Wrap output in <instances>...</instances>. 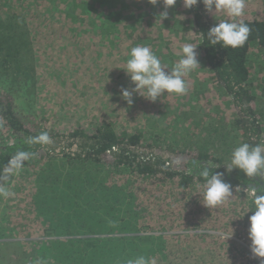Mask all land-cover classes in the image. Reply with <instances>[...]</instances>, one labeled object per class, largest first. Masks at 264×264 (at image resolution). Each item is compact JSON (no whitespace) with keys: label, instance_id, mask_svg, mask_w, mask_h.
I'll return each instance as SVG.
<instances>
[{"label":"trees","instance_id":"obj_1","mask_svg":"<svg viewBox=\"0 0 264 264\" xmlns=\"http://www.w3.org/2000/svg\"><path fill=\"white\" fill-rule=\"evenodd\" d=\"M14 1L0 0V187L10 193L0 194V264H128L140 256L147 264H236V246L208 241L202 230H247L252 213L240 216L260 190H235L252 183L237 169L225 175L234 186V228L230 218L221 224L222 216L200 211L203 199L194 193L204 183L201 165L223 172L240 143H264V113L256 115L250 85L264 83V74L255 78L248 61L252 50L264 58L260 0H245L236 19L251 32L235 49L208 44V29L229 17L202 3L185 9L177 0L160 23L162 0ZM186 43L199 44L200 67L184 77L185 94L166 92L156 102L137 95L132 105L121 98L132 46H149L170 68ZM79 76L97 79L99 88ZM203 117L214 128L197 143L184 140L189 158L170 164L154 122L167 129L175 121L185 139L199 132ZM45 132L49 142L34 141ZM18 151L32 155L7 172ZM180 195L188 199L179 202Z\"/></svg>","mask_w":264,"mask_h":264},{"label":"clouds","instance_id":"obj_2","mask_svg":"<svg viewBox=\"0 0 264 264\" xmlns=\"http://www.w3.org/2000/svg\"><path fill=\"white\" fill-rule=\"evenodd\" d=\"M160 0H148L151 5H156ZM163 10L157 15L160 23L169 16L168 9L175 6L177 0H162ZM202 3L206 12L212 13L213 10L223 11L229 19L221 20L211 26L207 31V41L211 46L220 44L224 48L243 47L248 40L251 29L243 21H237L236 18L243 15L245 0H182L185 9H192ZM199 44L186 43L182 46L180 58L172 67L162 63L161 59L153 52L149 46L135 45L128 52V59L122 68L129 78L130 86L120 87V96L128 105L134 103L135 96H141L150 102H156L162 95L175 93L183 95L187 91L186 81L184 79L189 73L200 67L198 59L199 53L197 47ZM35 142H49L48 134L41 133L34 138ZM32 155L25 151H18L10 161V167L6 169L11 172L13 169H19L23 161ZM219 168L205 163L200 166L199 176L203 178L204 183L201 191L194 193L202 196L203 206L210 208L223 203L234 191V186L230 181L224 179L226 174H230L234 169L239 170L252 183L246 188L252 190L255 194L251 205L246 213L251 211L248 216L247 235L250 240L249 250L251 258L259 259L260 264H264V143L249 144L240 143L235 147L231 154L229 163L225 171H213ZM258 178V179H257ZM242 189L240 185L235 186V190ZM0 194L7 197L10 193L3 187H0ZM233 235L224 236V239ZM128 264H147L145 258L140 256L135 260L128 261ZM152 264H155L153 261Z\"/></svg>","mask_w":264,"mask_h":264},{"label":"rangeland","instance_id":"obj_3","mask_svg":"<svg viewBox=\"0 0 264 264\" xmlns=\"http://www.w3.org/2000/svg\"><path fill=\"white\" fill-rule=\"evenodd\" d=\"M248 1L251 2V0H248ZM13 3L16 4V2L13 0V2H11L10 4H8V6L13 5ZM251 4L254 5L252 2H251ZM259 5H260L259 7H261V10H260L259 13H262V10L264 8V1L263 0H260ZM8 6L7 7L5 6L6 10L8 9ZM0 7H2V6L0 5ZM5 8H4V11H6ZM2 9H3V7L0 8V11H3ZM138 11H139V14H137V15H140L141 12L143 11V9L140 8ZM221 15H225V14L221 13ZM207 17L209 19V16H207ZM220 18L222 20L225 17L224 16H221ZM171 19H169L168 21H170ZM165 20L167 21V19H165ZM261 58L257 54V52L255 50L254 51L252 50V52L249 55V59H248L249 65L250 66H254V70L257 72L255 74V78H257V77L260 78L264 74V58L263 57H261ZM255 78H253V80H255ZM79 79H81L82 82H85L88 85V87H91L93 89V91L96 90V89H98L99 86H100V85L99 86H94L93 85V82H97V79H95V78H91L90 79L87 76H84V77L83 76H79L78 78H75V80H79ZM256 81H258V80H256ZM103 83H101V84H103ZM250 85H251V89L255 93V97H254V100L255 101L253 102V104H254V107L256 109H258L256 115H258L259 118H260V115L262 113H264V111L261 109V108H264V83H262V82H251ZM66 99H71V94H67L66 95ZM172 108L173 107L171 106V110H172ZM119 115H117V116H119ZM227 115H228V113L227 112H224L221 121H223V119ZM137 116H138V114H137ZM185 116L188 117L189 115L186 114ZM186 119L189 120V121H191L189 118H186ZM196 121L197 120H195V122ZM200 122H201V125H200L199 132L198 133L196 132V134H194L190 138H185V139L181 137V135H180V129H179V127H177L175 121L171 122L170 127H168L167 129H165L166 128V125L161 124V123H158V122H154V124L156 125L155 126V130L159 134H161V136H163L165 134L163 136V142H162V146H160V148H161L162 156L164 158H166V160L168 159L169 162H170V164H176V163H178L179 165H183V163L189 158V155L185 152V149L182 146V145H184V140L187 141V144L190 141L192 143H197L196 141H199L202 138V134H204V132L206 130H212L214 128V125H210L209 122L207 121V118L206 117H203ZM138 123H141L142 124V128L147 125V123L145 122V120H143L142 118H138ZM202 127H204V129ZM221 132L223 133V135L225 134V130H224V127L223 126H221ZM54 138H56V136H54ZM6 140H7V136H4V142ZM0 141L3 142V140H0ZM149 141H150V139H147V145H148ZM222 141H224V140H222L220 137L216 140V142H217L218 145H221V142ZM145 146L146 145L143 144L140 147L143 149ZM151 146H156V145H151ZM223 147L225 148L226 146H223ZM233 147H234V144H232L230 146V149L232 150ZM208 148L210 149L211 146H209ZM219 148L221 149V147H219ZM112 150L114 151L115 149H112ZM228 159H229V157L227 158V160ZM37 164L38 163L35 162V165H37ZM103 167L104 168H107V166H103ZM237 191L243 192L244 194H250V195L253 194L252 190H250L248 188H246V189H239ZM186 199H188V197H186L184 195L177 196V200L179 202H181L182 200H186ZM193 199H196V197H193ZM172 203H173V201H172ZM203 203H204V201H201V204L199 205L200 208L202 207V209L200 211H203L205 209L206 212L211 213V215L214 217V220L216 218H220L222 216V222H221V224H223V223L225 224V222H227L225 220V218H230L229 221H231V224L229 225V227L230 228H234L235 223H236V220L239 219V218L234 213V211H235L234 208L236 206H235V204H234V202H233L232 199H229L228 198L223 203L219 204L220 206H215V207H210V208H207V207L203 206ZM240 204H242V200H240V198H238V201L236 202V205H240ZM191 206H193V204H191ZM205 217H207V215H205ZM224 220H225V222H224ZM245 221L247 223H249L248 220H245ZM245 221L243 220V222L246 224ZM235 230L236 229H233V232H234L233 235H235V234H242L241 232H243L244 235L248 236L247 235V230L245 228L244 229H241L243 231H240V233H237L238 231H235ZM219 234L221 235L220 232H219ZM228 234H231V233L229 232ZM208 262L213 264V262L210 261L209 259H208ZM216 264H223V263L221 262V260L218 259V261H216Z\"/></svg>","mask_w":264,"mask_h":264},{"label":"built area","instance_id":"obj_4","mask_svg":"<svg viewBox=\"0 0 264 264\" xmlns=\"http://www.w3.org/2000/svg\"><path fill=\"white\" fill-rule=\"evenodd\" d=\"M227 235L230 234L222 233L221 237L224 238V236ZM228 239H231L236 244V252L238 251L236 264H260L259 259L251 258L249 250L250 241H248L243 235H232L228 237Z\"/></svg>","mask_w":264,"mask_h":264},{"label":"crops","instance_id":"obj_5","mask_svg":"<svg viewBox=\"0 0 264 264\" xmlns=\"http://www.w3.org/2000/svg\"><path fill=\"white\" fill-rule=\"evenodd\" d=\"M211 214V213H210ZM206 217L204 216V218L203 219H205ZM201 230H202V228H201ZM201 230H199V229H195L194 231H196V232H201ZM202 232H204L205 234H207V235H209L210 236V238L208 239V241L211 239V237L212 238H215L216 237V239L219 241V243L220 244H228L229 242L231 243V244H233V245H235L236 246V244L234 243V241H232L231 239H228V238H226L225 240H227L226 242L225 241H223L222 239H224V238H222L221 239V237H219V232H216V231H214V230H212L211 228H209V229H205V230H202ZM218 235V236H217ZM205 240V239H204Z\"/></svg>","mask_w":264,"mask_h":264}]
</instances>
